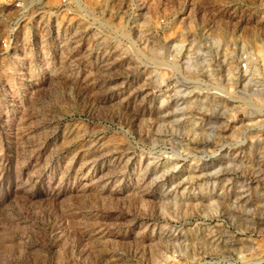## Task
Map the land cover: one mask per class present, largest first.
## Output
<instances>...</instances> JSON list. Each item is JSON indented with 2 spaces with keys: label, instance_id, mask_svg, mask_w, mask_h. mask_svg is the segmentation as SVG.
<instances>
[{
  "label": "rangeland",
  "instance_id": "obj_1",
  "mask_svg": "<svg viewBox=\"0 0 264 264\" xmlns=\"http://www.w3.org/2000/svg\"><path fill=\"white\" fill-rule=\"evenodd\" d=\"M23 2L0 0V264H264V107L212 94L264 0Z\"/></svg>",
  "mask_w": 264,
  "mask_h": 264
},
{
  "label": "built area",
  "instance_id": "obj_2",
  "mask_svg": "<svg viewBox=\"0 0 264 264\" xmlns=\"http://www.w3.org/2000/svg\"><path fill=\"white\" fill-rule=\"evenodd\" d=\"M27 1L31 0H24L18 4L24 6ZM228 69L227 80L230 82L225 88V93L215 91L212 94H218V98L228 100L231 105L249 108L250 111L263 108L264 41L250 45L244 52L231 55Z\"/></svg>",
  "mask_w": 264,
  "mask_h": 264
},
{
  "label": "bare ground",
  "instance_id": "obj_3",
  "mask_svg": "<svg viewBox=\"0 0 264 264\" xmlns=\"http://www.w3.org/2000/svg\"><path fill=\"white\" fill-rule=\"evenodd\" d=\"M188 63H189V62H188ZM203 63H205V62H203ZM191 64H193V67L195 66V65H194V64H195V63H194V60H192V63H191ZM228 73H229V70H228ZM226 87H227V86H226ZM220 91L222 92V90H220ZM208 93H209V92H208ZM208 93H205V94H208ZM220 100H222V98H220ZM223 100H225V99H223ZM244 101L247 102L246 99H244Z\"/></svg>",
  "mask_w": 264,
  "mask_h": 264
}]
</instances>
